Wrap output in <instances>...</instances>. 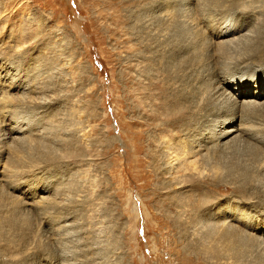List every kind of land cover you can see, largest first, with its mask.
Instances as JSON below:
<instances>
[{
	"label": "rangeland",
	"instance_id": "rangeland-1",
	"mask_svg": "<svg viewBox=\"0 0 264 264\" xmlns=\"http://www.w3.org/2000/svg\"><path fill=\"white\" fill-rule=\"evenodd\" d=\"M154 2L0 0V132L5 124L28 129L3 148L0 264H264V147L238 138L205 151L203 175L159 172L170 131L151 119L161 102L155 87L175 95L176 85L151 51L172 35L145 15ZM227 15L252 33L263 19ZM263 107L236 113L264 127ZM259 137L264 146V131ZM32 185H41L40 208H22ZM67 208L76 219L60 225L57 242L45 230ZM229 210L245 219L226 225ZM82 237L94 252L84 254Z\"/></svg>",
	"mask_w": 264,
	"mask_h": 264
},
{
	"label": "bare ground",
	"instance_id": "bare-ground-1",
	"mask_svg": "<svg viewBox=\"0 0 264 264\" xmlns=\"http://www.w3.org/2000/svg\"><path fill=\"white\" fill-rule=\"evenodd\" d=\"M243 4L247 10L241 8ZM179 5L184 9L181 14L175 15L174 9ZM152 6L145 15L149 19L160 20L163 30L168 29L172 35L167 36L168 41L164 46L159 45L151 51L156 54L158 61H162L168 83L176 85L172 88L175 95L168 93V87L163 83H158L155 87L160 91L161 102L151 119L160 122V129L170 131L161 136L163 141L159 172L162 170V174L170 178H183L192 173L203 175V163L208 159L205 151L215 154L217 148L224 149V144L228 148L230 144L239 141L238 138L251 141L254 146L264 147L259 137L264 127L236 113L238 108H244L240 111L247 114L256 107L264 106V6L261 3L255 5L249 0H209L204 4L200 0H155ZM206 6L209 12L199 13ZM233 10L263 16L261 21L260 18L255 19L259 20L258 30L252 33L249 27L239 26L232 16L227 15V12ZM179 28L182 29L181 32ZM246 31L249 34L238 39ZM253 79L256 82L252 84ZM134 124L137 125L135 121ZM3 126L0 132V175L4 174L1 158L7 139L28 131L21 124ZM181 128H184L182 136L172 141V132ZM225 140L227 142L222 144ZM258 151L264 150L260 148ZM230 169L235 173L242 171L233 165ZM40 187L41 185H32L23 191L19 199L22 208H40ZM63 211L65 215L56 217V223L45 230L57 242L62 237L60 225L65 223L66 218L76 219V215L70 213V208ZM224 215L226 225L227 221H231L230 217L235 220L245 219L240 213L231 210L226 212L227 217ZM3 218L0 215V226ZM8 220L14 222L12 225L17 224L16 215L10 216ZM15 226L17 225L13 227ZM259 230L264 236V223ZM227 236L223 242L228 241ZM89 238H81L85 255L89 251L94 252L88 249L91 244ZM68 239L73 241L71 237ZM57 242L48 244L44 251L56 248ZM260 244L264 245V237H260Z\"/></svg>",
	"mask_w": 264,
	"mask_h": 264
}]
</instances>
